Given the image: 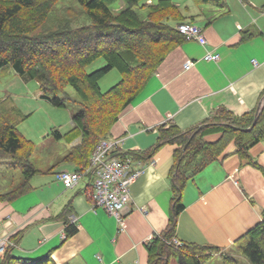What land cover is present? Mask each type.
<instances>
[{
	"label": "crops",
	"instance_id": "crops-1",
	"mask_svg": "<svg viewBox=\"0 0 264 264\" xmlns=\"http://www.w3.org/2000/svg\"><path fill=\"white\" fill-rule=\"evenodd\" d=\"M184 3L193 12L191 16L199 17L207 44L182 42L153 73L112 127L109 138L122 141L119 156L143 158L140 156L156 144L160 128L175 125L184 131L222 108L241 117L261 106L264 0H222L218 6L190 0ZM208 52L219 54L220 60L204 61ZM206 136H211L210 141ZM219 137L213 133L204 135L203 140L214 142ZM178 148L164 144L150 158L138 160L144 173L130 188L131 202L121 225L103 209L93 207L89 177L82 175L76 187L65 188L55 181L54 174L74 171V167L64 163L70 169H56L54 164L31 178L27 192L0 201V239L11 242V237L18 235L14 254L29 261L50 254L55 264H147V244L169 223L170 174ZM249 155L259 168L240 158L231 142L216 160L187 181L182 191L184 209L177 217L173 238L227 252L261 222L264 140L252 146ZM69 225L76 228L70 236L66 231ZM169 264L178 262L171 258Z\"/></svg>",
	"mask_w": 264,
	"mask_h": 264
},
{
	"label": "trees",
	"instance_id": "trees-1",
	"mask_svg": "<svg viewBox=\"0 0 264 264\" xmlns=\"http://www.w3.org/2000/svg\"><path fill=\"white\" fill-rule=\"evenodd\" d=\"M118 1L0 0V70L10 66L17 75L35 80L40 98L53 107L64 108L70 103L65 93L68 87L79 99V109L72 115L69 133L63 137L58 131L53 132L56 140L63 138L67 144L73 143L62 162L72 165L79 173L89 166L97 143L110 137L112 127L170 52L186 41L176 30L184 21L177 19L179 5L172 0H154L153 3L152 0H121L126 6L121 9L115 7ZM62 2L69 3L64 13L69 9L78 10L80 16L75 23L83 24L73 27L63 15L57 16L53 6ZM193 2L218 6L222 0ZM135 9L145 10L146 16H139ZM45 22L48 31L35 34ZM99 60L102 64L91 69ZM113 70L119 73L120 80L101 91L99 81ZM260 102L254 125L256 111L234 117L222 108L200 125L184 131L175 125L160 128L156 144L140 156L143 158L131 156L136 160L148 159L164 144L179 146L170 174L173 196L169 223L147 244V264H169L171 258L178 264H206L214 253H218L222 264L236 263L234 255L217 247L187 243L176 246L172 238L177 217L184 209L182 191L187 181L216 160L231 142L240 158L248 159L259 168L250 158L249 150L264 140V91ZM20 117L14 106L0 103V166L3 163L12 165L21 177L13 190L0 195L2 202L27 192L31 178L41 172L29 161V156H23L26 149L32 150L34 146L17 130ZM213 132L220 137L214 142H205L203 136ZM66 231L70 236L76 228L69 225ZM10 240L17 243L18 235ZM233 246L249 264H264V217ZM0 264L55 263L50 254L35 261L19 258L14 254V247L8 246L0 257Z\"/></svg>",
	"mask_w": 264,
	"mask_h": 264
},
{
	"label": "rangeland",
	"instance_id": "rangeland-1",
	"mask_svg": "<svg viewBox=\"0 0 264 264\" xmlns=\"http://www.w3.org/2000/svg\"><path fill=\"white\" fill-rule=\"evenodd\" d=\"M190 1L192 2L193 0ZM153 2L154 0H152V3ZM172 2L179 4L177 19L181 18L180 20L184 21L180 24L194 25L199 27L197 20L199 17L191 16L193 15V12L186 9L187 5L184 3L185 0H172ZM150 3L151 1H148L149 5ZM67 5H69V3L62 2L59 5L57 4L53 6V11L58 17L63 15L70 21L73 27H78L83 24V22L75 23L76 19L80 16V12H78V10L69 9L66 13H64L63 9ZM115 7L121 9L126 6L123 1L119 0L117 2V6ZM198 10L201 12L200 9ZM135 11H137L141 17L146 16L145 10L135 9ZM47 27V23H43L40 25V29H37L35 34H38L41 31H48ZM101 62L102 61L100 60L96 61L92 65L91 69L100 66L102 64ZM254 62L257 63V61ZM258 66L259 65L257 63V66L255 67ZM119 80V73L116 70H113L99 81V87L101 91L104 92ZM65 93L69 96L68 102L70 103H66L64 108L53 107L40 98L41 92L35 80H26L24 77L17 75L10 66L0 70V103L5 102L6 105L11 104L20 113L21 117L19 119V123L17 124V130L25 140L30 141L34 146V149L32 150L26 149V151L23 153V156H29V161H31L33 166L39 171H47L54 164L56 169H62L64 167L70 169V167L64 164L65 162H62V160L68 155L69 150L73 145L67 144L63 138L56 140L55 135L53 134L54 131H58L63 137L67 135L72 129V115L79 109L77 105L79 99L76 93L69 87L65 89ZM210 138L211 136H206V140L210 141ZM102 140L103 139L100 141ZM190 146L192 147L193 144L191 143ZM3 162L4 161H2V163ZM20 181L21 177L18 170L13 169L12 165L10 164H1L0 195L9 193L18 185ZM227 252L231 255H234L235 257H240L237 259L238 264H249L244 258L238 255L239 253L237 252L235 246H233L232 249ZM217 256L218 253H214L212 259H210L206 264H222L220 259L215 258Z\"/></svg>",
	"mask_w": 264,
	"mask_h": 264
},
{
	"label": "built area",
	"instance_id": "built-area-1",
	"mask_svg": "<svg viewBox=\"0 0 264 264\" xmlns=\"http://www.w3.org/2000/svg\"><path fill=\"white\" fill-rule=\"evenodd\" d=\"M176 30L187 41H195L202 46L207 44L202 29L197 26L180 24ZM203 60L216 63L220 60V56L208 52ZM253 63L257 66L256 62ZM121 142L120 139L115 138L103 139L91 153L89 166L83 172L61 171L54 175L55 180L68 189L76 187L82 175L90 176L93 207L106 211L119 225L122 224L126 208L131 202V185L144 173L140 161L129 156L117 155ZM140 210L145 211V209ZM61 238H65V235L62 234ZM172 243L176 246L181 245L176 238H172ZM8 245L6 239H0V255Z\"/></svg>",
	"mask_w": 264,
	"mask_h": 264
},
{
	"label": "water",
	"instance_id": "water-1",
	"mask_svg": "<svg viewBox=\"0 0 264 264\" xmlns=\"http://www.w3.org/2000/svg\"><path fill=\"white\" fill-rule=\"evenodd\" d=\"M258 112H259V108H258V110H257V112H256V115H255V119H254L253 125H254L255 122H256V116H257Z\"/></svg>",
	"mask_w": 264,
	"mask_h": 264
}]
</instances>
